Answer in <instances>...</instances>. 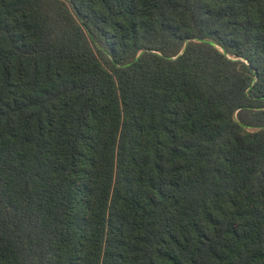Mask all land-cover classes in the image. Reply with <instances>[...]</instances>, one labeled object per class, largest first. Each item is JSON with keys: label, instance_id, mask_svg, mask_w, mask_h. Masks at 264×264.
I'll list each match as a JSON object with an SVG mask.
<instances>
[{"label": "trees", "instance_id": "16d2710c", "mask_svg": "<svg viewBox=\"0 0 264 264\" xmlns=\"http://www.w3.org/2000/svg\"><path fill=\"white\" fill-rule=\"evenodd\" d=\"M0 264H264V0H0Z\"/></svg>", "mask_w": 264, "mask_h": 264}]
</instances>
